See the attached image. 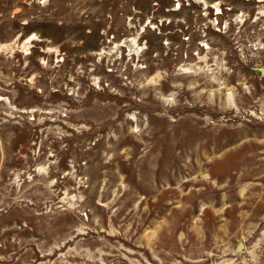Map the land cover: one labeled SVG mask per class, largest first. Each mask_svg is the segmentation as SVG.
Returning <instances> with one entry per match:
<instances>
[{"label":"rangeland","instance_id":"rangeland-1","mask_svg":"<svg viewBox=\"0 0 264 264\" xmlns=\"http://www.w3.org/2000/svg\"><path fill=\"white\" fill-rule=\"evenodd\" d=\"M0 43V264H264V0H0Z\"/></svg>","mask_w":264,"mask_h":264},{"label":"water","instance_id":"water-1","mask_svg":"<svg viewBox=\"0 0 264 264\" xmlns=\"http://www.w3.org/2000/svg\"><path fill=\"white\" fill-rule=\"evenodd\" d=\"M255 70H257V71H259L260 73L264 74V68H263V67H261V68H259V69H255ZM244 250H245V248H244V246H243V243L240 242L238 248L236 249V253H237V254H240V253L243 252Z\"/></svg>","mask_w":264,"mask_h":264},{"label":"bare ground","instance_id":"bare-ground-1","mask_svg":"<svg viewBox=\"0 0 264 264\" xmlns=\"http://www.w3.org/2000/svg\"><path fill=\"white\" fill-rule=\"evenodd\" d=\"M216 7V9H219L217 6H215ZM221 11H218V13H220ZM31 40H34L35 39V37L34 36H31V38H30ZM6 45L5 44H2V43H0V49L1 48H3V47H5ZM244 246V245H243Z\"/></svg>","mask_w":264,"mask_h":264},{"label":"snow or ice","instance_id":"snow-or-ice-1","mask_svg":"<svg viewBox=\"0 0 264 264\" xmlns=\"http://www.w3.org/2000/svg\"><path fill=\"white\" fill-rule=\"evenodd\" d=\"M180 5L179 4H177V7H179ZM217 11H220V9H217Z\"/></svg>","mask_w":264,"mask_h":264}]
</instances>
